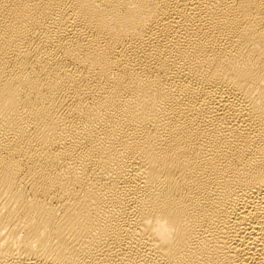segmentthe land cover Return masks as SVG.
<instances>
[{"label":"bare ground","instance_id":"bare-ground-1","mask_svg":"<svg viewBox=\"0 0 264 264\" xmlns=\"http://www.w3.org/2000/svg\"><path fill=\"white\" fill-rule=\"evenodd\" d=\"M0 264H264V0H0Z\"/></svg>","mask_w":264,"mask_h":264}]
</instances>
